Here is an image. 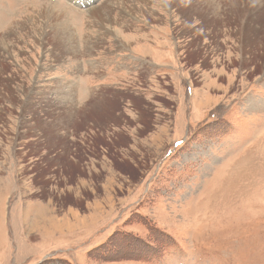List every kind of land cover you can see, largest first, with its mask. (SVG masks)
Returning a JSON list of instances; mask_svg holds the SVG:
<instances>
[{
    "label": "rangeland",
    "instance_id": "1",
    "mask_svg": "<svg viewBox=\"0 0 264 264\" xmlns=\"http://www.w3.org/2000/svg\"><path fill=\"white\" fill-rule=\"evenodd\" d=\"M229 1L0 0V264H264V10Z\"/></svg>",
    "mask_w": 264,
    "mask_h": 264
},
{
    "label": "bare ground",
    "instance_id": "2",
    "mask_svg": "<svg viewBox=\"0 0 264 264\" xmlns=\"http://www.w3.org/2000/svg\"><path fill=\"white\" fill-rule=\"evenodd\" d=\"M120 1V0H119ZM126 0H121V8L122 11L121 13H123V11H125V4L127 5V3L125 2ZM135 3L138 2V1H141V3H145V0H134ZM147 1V0H146ZM185 0H168L169 4H168V7H173L171 4H179V3H183ZM200 2L203 1V5L204 3L205 4H208V5H212V3H216L217 4V8H218V5H225L224 3V0H199ZM227 2V0H225ZM111 2V1H110ZM192 2V1H191ZM234 7H237V6H242L243 10H245V4L246 3H249L251 5H254V7L256 6L258 9L259 7L262 8L261 10H264V6L263 4L258 1V0H230L229 1ZM140 3V2H139ZM163 3V2H162ZM224 3V4H223ZM228 3V2H227ZM163 6V5H162ZM165 6V5H164ZM163 6V7H164ZM135 8V7H134ZM174 8V7H173ZM127 9V7H126ZM190 9V8H189ZM135 11V9H133ZM214 10V9H213ZM212 10V11H213ZM251 10V13L249 14V17H253L252 13L255 9H250ZM112 9H110L109 7L107 6H104V7H100V8H94L90 11L89 15L91 17H94V18H97L98 20H101L102 22H106L108 25H113V22H112V19H111V14H112ZM128 13L131 14V17H132V13L130 12L131 9L129 10L128 8ZM259 11V10H257ZM247 12V11H246ZM262 12V11H261ZM120 14V13H119ZM258 14V13H256ZM123 17V16H122ZM248 17V16H247ZM129 23V22H128ZM129 25V24H128ZM131 27V26H130ZM47 28V27H46ZM67 28V27H66ZM127 28V27H126ZM48 29V32L46 35L44 36H49L51 38L50 41H52V43L56 46H58L61 51L59 53L60 56H62L64 54V56H67L68 55H72V56H75L73 54V48H72V38L70 37L68 31H66L65 29H63V27H53V28H47ZM123 30V29H122ZM47 38V37H46ZM74 43V42H73ZM49 53H47L48 55ZM76 54V53H75ZM51 58V57H50Z\"/></svg>",
    "mask_w": 264,
    "mask_h": 264
},
{
    "label": "crops",
    "instance_id": "3",
    "mask_svg": "<svg viewBox=\"0 0 264 264\" xmlns=\"http://www.w3.org/2000/svg\"><path fill=\"white\" fill-rule=\"evenodd\" d=\"M204 138V139H206V140H212L210 137H207V136H205V135H202V136H199V138Z\"/></svg>",
    "mask_w": 264,
    "mask_h": 264
},
{
    "label": "snow or ice",
    "instance_id": "4",
    "mask_svg": "<svg viewBox=\"0 0 264 264\" xmlns=\"http://www.w3.org/2000/svg\"><path fill=\"white\" fill-rule=\"evenodd\" d=\"M180 143H182V141H178L177 144L179 145Z\"/></svg>",
    "mask_w": 264,
    "mask_h": 264
}]
</instances>
